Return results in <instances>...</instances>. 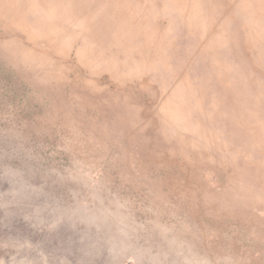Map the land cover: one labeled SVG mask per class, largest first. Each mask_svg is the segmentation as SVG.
<instances>
[{"label":"rangeland","instance_id":"374dc122","mask_svg":"<svg viewBox=\"0 0 264 264\" xmlns=\"http://www.w3.org/2000/svg\"><path fill=\"white\" fill-rule=\"evenodd\" d=\"M0 264H264V0H0Z\"/></svg>","mask_w":264,"mask_h":264}]
</instances>
